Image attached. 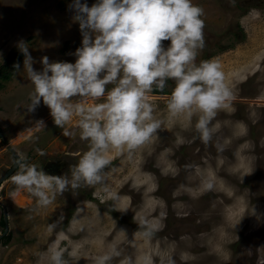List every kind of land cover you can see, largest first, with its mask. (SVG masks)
I'll return each instance as SVG.
<instances>
[{
    "label": "rangeland",
    "instance_id": "374dc122",
    "mask_svg": "<svg viewBox=\"0 0 264 264\" xmlns=\"http://www.w3.org/2000/svg\"><path fill=\"white\" fill-rule=\"evenodd\" d=\"M81 2L91 6L96 0ZM193 2L204 9L205 20V47L197 62L201 59L218 60L234 91L230 106L219 110L212 121L216 129L214 136L224 133L221 142L219 140L220 143L210 149L212 152L218 150L217 155L208 153V146L195 138V117L189 123L184 116L172 117L168 113L167 96L172 86L169 81V87L163 93L154 91L149 95L156 108L155 115L161 120L160 129L131 157L116 155L114 151L110 153L111 165L106 169L107 190L100 186L69 189L58 194L47 207H37L31 194L17 192L11 183L10 177L16 169L0 183V219L1 213L6 211L9 227L0 238V264H38V256L49 248L63 251L67 264H94L97 255L113 246L121 256L110 264H121L122 261L126 264L128 253H133L132 248L123 247L127 243L136 245L144 240L147 248H155L157 254L163 256V250L159 251L157 246V239L161 237L170 242L178 240L182 245L194 242L189 246L196 259L190 262H178L177 259L175 264L217 263L214 258L207 262H203L204 257L199 260L203 254L207 257L216 251L212 249L213 242L214 248L219 245L222 257L229 258L232 264H249L250 245L255 253L264 257V248L259 247H264L263 237L253 239L250 245H242V240H238L241 235H251L248 232L255 231L264 221V184L260 181L264 167L251 164L250 135L246 130L258 117L257 104L251 98V70L264 58V0H235V6L229 0ZM71 3L72 0H0V65L10 53L20 52L17 47L20 40L27 42L36 61L33 65L36 70L42 68L40 59L43 56L50 61L75 62L72 53L81 46L82 35L78 22L72 19ZM164 43L167 46L168 42ZM23 59L21 53L18 61L21 71L13 70L0 87V130L6 139L0 136V177L15 160L12 151L6 147L7 143L13 152L25 155L28 162L37 164L48 174L49 170L42 167L46 159L56 157L74 165L88 150V143L82 141L78 133L65 136L63 129L54 125L49 109L42 102L35 112L27 111L33 85L23 71ZM39 119L46 122V128L41 130L35 126ZM237 139L239 144L233 145L231 142L235 143ZM230 146L235 148L233 155L226 151ZM36 149L45 154L39 155ZM222 149H226L225 152L222 153ZM192 152H197L195 158ZM67 172L64 176L70 177V169ZM173 176L175 179H170ZM214 177L229 181V189L214 184ZM173 191L176 192L173 196L175 206L181 208L175 211L185 212L182 209L185 204L202 211L198 222L182 225L181 229L185 231L175 236L167 235L159 228L162 224L160 217L165 212L159 195L167 202L170 201L168 194ZM182 198L186 201L182 202ZM231 211L239 212L238 219L233 224L224 223L225 229H220L224 215ZM138 217L152 219V224L158 227L148 243V238L143 237L137 226ZM244 220H247V229L240 230V223ZM207 223H211V230L204 228ZM201 225L214 234L210 231L196 233ZM214 228L221 233L216 235ZM3 229L1 221L0 233ZM203 233L206 236L199 237ZM204 242H208L212 252L200 251ZM166 252L170 253V250ZM157 254L154 253L152 259ZM138 257L139 253L136 261ZM230 261L223 262L229 264Z\"/></svg>",
    "mask_w": 264,
    "mask_h": 264
},
{
    "label": "clouds",
    "instance_id": "9594fccd",
    "mask_svg": "<svg viewBox=\"0 0 264 264\" xmlns=\"http://www.w3.org/2000/svg\"><path fill=\"white\" fill-rule=\"evenodd\" d=\"M229 3L235 6V0ZM69 8L82 35L81 46L72 53L75 62L43 56L42 68L36 70L27 42L17 44L24 57L23 71L33 85L27 111L35 112L42 102L65 136L78 133L88 143V150L70 166V177L50 175L23 154L14 160L11 183L17 192L31 194L37 207H47L69 189L100 186L107 190L110 153L131 157L160 129L161 120L149 95L163 93L169 81L168 113L184 116L189 123L195 117V138L205 145L213 140L212 121L217 112L234 99L221 63L216 59L197 62L205 47V20L204 9L193 0H96L91 6L72 0ZM13 70L21 71L20 62L13 64ZM35 126L47 127L43 119L36 120ZM136 222L145 238L158 230L145 217ZM120 256L113 246L97 255L94 264H110ZM38 264L67 262L63 251L49 248L38 256ZM160 264L175 261L162 257ZM257 264H264V258Z\"/></svg>",
    "mask_w": 264,
    "mask_h": 264
},
{
    "label": "flooded vegetation",
    "instance_id": "af4514ba",
    "mask_svg": "<svg viewBox=\"0 0 264 264\" xmlns=\"http://www.w3.org/2000/svg\"><path fill=\"white\" fill-rule=\"evenodd\" d=\"M251 72H252L251 80H252V85H253L251 87V90H250L251 91V96H252L251 98L257 104L256 109H257V112H258V117L256 119H253V122H252L251 126H247L246 127L247 133L250 135V137H248V139L251 142L250 149H248V151H249V157H250L251 164L253 166H258V164H260L259 166L264 167V58H263V62L258 63L256 65V67L253 70H251ZM246 78H248V77L246 76ZM237 89H238V95H239V84H238ZM242 98H246V97H242ZM232 118H233V120H235L236 116L233 115ZM223 134L224 133L221 134L219 132L216 137L213 136L212 142L210 144L206 145V146H208L207 147L208 148V153L210 152L211 154L217 155V153L219 152L218 150H213V152H212L210 149L213 147V145L215 147L216 144L221 142ZM217 137H218V140H217ZM219 140H220V142H219ZM236 144H239V139H237L235 141V143H233V145H236ZM191 145L192 144H190L188 146H191ZM234 151H235V148H233V147L231 148V146H230V149L228 151V155H230V154L233 155ZM191 154L195 158L196 155H197V152H192ZM187 162H189V159L186 161V163ZM69 164H70L69 160H65L64 161V160H60L59 158L55 157V158H52V159H46L45 162L43 163L42 167H44L47 170H49V174H51V175H67V173H68L67 171L70 169V166H71ZM186 172L188 173L189 169ZM187 175H186V177H187ZM175 176L171 177L170 179H172V178L175 179ZM178 178H179V175H178ZM260 181H262L263 184H264V176L260 179ZM171 183L172 182H170L169 184H171ZM175 189L176 188L174 187V190ZM175 191H173L172 193L168 194V199L170 201H167V202H166V199H165L164 196H160L159 195V197L162 200V203L165 205V207L163 209V211L165 210L164 215L163 216L161 215V217H160V220H161L162 224L159 226V228H162L165 231V234L172 235V236L179 235L180 233H183L185 230L181 229V226L184 225V224L191 225V224H193L195 222H198L199 219H200V216L202 214L201 210L197 209L196 207L192 206L191 204H185V203H184L185 206L182 207V209L185 212L180 213V212L175 211V209H181L180 207L175 206V199L173 197L174 195H176ZM162 192L163 191H161L160 194H162ZM258 198H262V197L259 196ZM180 200L182 202H185L186 198H182ZM262 201H263V198H262ZM115 209H118V208L116 207ZM191 213H192V215H195V216H191L190 215ZM70 219H72V218L70 217ZM70 219H69V221H70ZM1 221H2L3 227H5L4 212L1 213L0 222ZM246 222H247V220H244L242 223H240V226H241L240 230L247 229ZM210 225H211V223H207V225H205L204 228L205 227L207 228ZM204 228H203V225L199 226L198 229L196 230V233H200L202 231H210L211 230L210 227H209L210 230L209 229L206 230ZM8 230H9V227H8ZM177 230H179V231L176 232ZM237 232H239V229L237 230ZM248 233H252V234L251 235H247V234L246 235H241L242 237L240 239H238L240 241L242 240V242H241L242 245L243 244L250 245L251 242L253 241V239L258 240V238H260V237L264 238V235H263L264 234V221L259 223V227H257L255 229V231L248 232ZM157 246L161 248V249L159 248V251L163 250L162 252L164 253V255L163 256H161V254L160 255H158V254L155 255L153 257L154 259L152 260L151 264H160L162 257H169V258L173 259L174 261H177V259L181 258L180 254H179V252H183V251H181V248L176 246L175 247V251H173V253H168V252L165 251L166 247L161 246V245L159 246L158 244H157ZM249 247H250V249H252L251 250V254H250V258H249V264H257L258 259L259 258H264V257L259 256L258 252L255 253V251H253V246L252 245H250ZM259 247H260L261 250H263V248H264L263 246H259ZM237 248H239V245H237ZM208 249H209V245L207 243H205L200 248V251H203V252L210 251L211 252V250L210 249L208 250ZM175 253H177V254H175ZM217 255H218V253H215V254L211 253L207 257L204 256V261L203 262L211 261ZM182 263H185V262H182ZM198 264H202V263L199 262Z\"/></svg>",
    "mask_w": 264,
    "mask_h": 264
},
{
    "label": "bare ground",
    "instance_id": "6f19581e",
    "mask_svg": "<svg viewBox=\"0 0 264 264\" xmlns=\"http://www.w3.org/2000/svg\"><path fill=\"white\" fill-rule=\"evenodd\" d=\"M231 143H234V141L233 142H231ZM228 144V143H227ZM226 145V144H225ZM224 147V146H223ZM225 150L226 149H222V153L223 152H225ZM226 151H229V150H226ZM216 179L218 180L217 181V183H216ZM220 179V180H219ZM226 179H222V178H216V177H214V184H216V185H222V186H224L226 189L228 188L229 189V187L227 186V182H229V181H225ZM213 181V180H212ZM224 182H226V184L224 183ZM229 184V183H228ZM151 214H152V212H151ZM238 217H239V212H235V211H231V212H228V213H226L225 215H224V218H223V225L221 224V225H219L220 226V229H225L224 228V223H226V224H233L237 219H238ZM139 218V217H138ZM149 222L150 223H152V219H149ZM163 230V229H162ZM161 231V230H160ZM214 231H215V233H216V235L218 234V233H221V231L220 230H218L217 228H214ZM210 233H212V234H214L213 233V231H210ZM206 236V234H204L203 233V236H201V235H199V237H205ZM139 237H141V236H139ZM144 237V236H143ZM145 238V237H144ZM149 241H152V238H150V239H147V243L149 242ZM157 242H158V244H159V246L161 245V246H164V247H166V250H170V253H173V251H175V247L177 246V247H179V248H181V251H183V252H179V254H180V256H181V258L180 259H178V262H179V260L180 261H187V262H190V261H193V260H195L196 258V255L194 254V252L193 251H190L191 250V248H190V246L192 245V243H194V242H191V243H188V244H184V245H182L181 243H179V241L178 240H174V241H171L170 242V240H167V239H165L164 237H161L160 239H157ZM204 243H208V242H204ZM151 244V243H150ZM215 244V242H213L211 245H212V249L214 250V249H216V251L215 252H213L214 254L215 253H218V255L214 258L215 259V261L218 263V264H224V262L223 261H226V260H228V261H230L229 260V258H226L225 257V259L222 257L223 256V254H222V252L220 251V250H218L219 249V245H217V247L216 248H214V245ZM190 245V246H189ZM129 247V248H132L133 249V253H128V255H127V257H128V259L126 260V264H127V262H128V260L130 259H132V264H151L152 263V256L154 255V253H156L157 254V252L155 251V248H154V250L152 249V247L151 248H147L148 246L147 245H145V243H144V240L142 241V243L141 242H139L138 244H136V245H130V244H126L125 246H123L124 248H126V247ZM209 247H211L210 245H209ZM160 248V247H159ZM161 249V248H160ZM165 250V251H166ZM209 250V249H208ZM207 252V251H206ZM210 252V251H209ZM212 252V251H211ZM139 253V257H138V259H137V261L135 260V257H136V255ZM205 253V252H204ZM175 254H177V253H175ZM222 254V255H221ZM171 257V256H170ZM177 257V256H176ZM204 257V254L200 257V259L199 260H201L202 258ZM133 260L135 261V262H133ZM217 263H215V264H217ZM229 264H232V262L230 261V263Z\"/></svg>",
    "mask_w": 264,
    "mask_h": 264
},
{
    "label": "trees",
    "instance_id": "16d2710c",
    "mask_svg": "<svg viewBox=\"0 0 264 264\" xmlns=\"http://www.w3.org/2000/svg\"><path fill=\"white\" fill-rule=\"evenodd\" d=\"M21 57L20 52L10 53L3 64L0 65V87H2L4 81H6L13 72V64L18 62Z\"/></svg>",
    "mask_w": 264,
    "mask_h": 264
},
{
    "label": "water",
    "instance_id": "95a60500",
    "mask_svg": "<svg viewBox=\"0 0 264 264\" xmlns=\"http://www.w3.org/2000/svg\"><path fill=\"white\" fill-rule=\"evenodd\" d=\"M0 136L6 141L4 135L2 134L1 130H0ZM7 143V142H6ZM6 147H8L12 153L14 154L15 159L18 157V153L13 152V149L11 148L10 144L7 143ZM16 169L15 164L13 163L12 166L10 168H8L5 173L0 177V183L6 179L14 170ZM4 221H5V227L3 232L0 233V238L3 237V235H5L8 231V224H7V214L6 211H4Z\"/></svg>",
    "mask_w": 264,
    "mask_h": 264
}]
</instances>
